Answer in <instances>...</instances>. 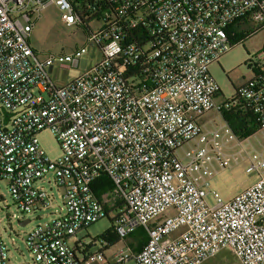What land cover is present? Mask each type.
<instances>
[{"label":"built area","instance_id":"1","mask_svg":"<svg viewBox=\"0 0 264 264\" xmlns=\"http://www.w3.org/2000/svg\"><path fill=\"white\" fill-rule=\"evenodd\" d=\"M53 5L68 25L87 20L70 0H0V180L25 215L55 206L39 182L62 200L59 215L26 234L35 264L106 260L70 245L112 213L103 200L116 206L121 241L139 228L148 237L137 253L127 244L116 252L118 264H204L226 250L240 264H264V160L247 169L259 179L232 199L208 191L221 142L242 140L225 122H205L227 108L210 67L247 23L264 30V0H96L104 26L88 43L102 60L65 86L51 78L56 63L77 68L87 47L40 59L29 44L33 20ZM253 66L236 98L264 128V53ZM46 129L61 149L56 160L39 144ZM103 176L114 186L100 199L93 184ZM9 254L0 239V264Z\"/></svg>","mask_w":264,"mask_h":264},{"label":"rangeland","instance_id":"2","mask_svg":"<svg viewBox=\"0 0 264 264\" xmlns=\"http://www.w3.org/2000/svg\"><path fill=\"white\" fill-rule=\"evenodd\" d=\"M33 22L34 28L29 37V44L40 59L50 55L59 57L81 47H87V52L81 58L77 68H61L60 63H56L51 78L57 86L69 84L102 60L101 50L88 43L90 32L95 34L104 26V21L101 18L91 20L88 26L81 22L68 25L62 20L59 8L53 5L45 9L40 17L35 18ZM256 29V26L247 23L239 32L240 35L248 34ZM262 53H264V30H259L245 38L244 41L235 44L234 48L219 63L210 67V73L221 90L217 99L219 103H224L235 97L238 91L250 84L255 77L253 64L257 62V56ZM210 119L214 120L216 124L225 122L214 111L207 115L205 122L207 123ZM208 125L210 127V124ZM38 140L40 147L51 160L61 157L60 146L51 130L46 129L39 133ZM225 140L221 142L222 154L220 157L215 156L211 163L210 167L214 175L209 179L208 191L216 192L225 200H230L259 179V173L256 170L248 172L247 169L264 160V128L240 142L238 140L225 142ZM262 175L264 176V170H262ZM37 184L48 190L50 194L54 192L55 206L46 212L25 215L19 210L10 195L8 181L0 180V239L6 243L10 251V264H35L25 244L26 234L39 223L59 215L56 210L59 206L62 207V200L58 197L53 183L45 181ZM207 203L210 206L214 205L212 194L208 195ZM113 216L112 212L108 217L80 231L76 238L70 242V245L74 246L79 240L91 254L101 252L105 244L101 240V236L112 227ZM25 220L30 222L25 226H20V222ZM132 241L131 238H127L125 241H120L109 247L105 251H108L106 260L98 261L97 264H118L114 258L115 253L126 248L125 244L132 243ZM124 264H136V262L131 258ZM204 264L240 263L226 250Z\"/></svg>","mask_w":264,"mask_h":264},{"label":"trees","instance_id":"3","mask_svg":"<svg viewBox=\"0 0 264 264\" xmlns=\"http://www.w3.org/2000/svg\"><path fill=\"white\" fill-rule=\"evenodd\" d=\"M70 2L76 11H81V17H87V20H83V25L88 26L91 20L99 18V14H93L92 11V7H96V0H70ZM89 6H91V8H89ZM257 31H259V29L248 34L239 35L236 43L244 41L245 38H248ZM236 97L237 96L226 101L227 108L223 110L222 118L235 136L240 140H244L262 130L263 126L257 120L255 114H253V111L249 108L247 102ZM113 186L112 181L106 176H103L93 184V190L96 197L101 199L104 193L113 189ZM103 202L107 207L108 212L111 213L116 210V206L110 205L104 200ZM112 220V227L101 236V240L105 242L101 252H105L106 249L121 241L115 233L114 219ZM128 238L133 240L131 247L136 253L139 252L148 242L147 233L143 228L137 229ZM86 252H89L88 248H86Z\"/></svg>","mask_w":264,"mask_h":264},{"label":"water","instance_id":"4","mask_svg":"<svg viewBox=\"0 0 264 264\" xmlns=\"http://www.w3.org/2000/svg\"><path fill=\"white\" fill-rule=\"evenodd\" d=\"M8 118H6V122H7ZM29 223V220H25L23 222H20V226H25L26 224Z\"/></svg>","mask_w":264,"mask_h":264},{"label":"crops","instance_id":"5","mask_svg":"<svg viewBox=\"0 0 264 264\" xmlns=\"http://www.w3.org/2000/svg\"><path fill=\"white\" fill-rule=\"evenodd\" d=\"M126 244H127L128 246H130V247H131V243H129V244H128V243H126ZM131 248H132V247H131ZM132 249H133V248H132ZM133 251H134V250H133ZM107 252H108V251H107ZM107 252H104V253H105V257H106V258H107V255H106V254H107ZM134 253H136V252L134 251Z\"/></svg>","mask_w":264,"mask_h":264}]
</instances>
